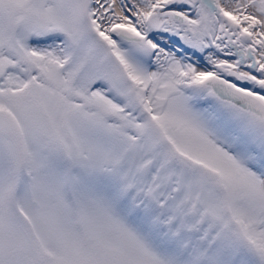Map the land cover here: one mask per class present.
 Wrapping results in <instances>:
<instances>
[{"label":"snow or ice","instance_id":"obj_1","mask_svg":"<svg viewBox=\"0 0 264 264\" xmlns=\"http://www.w3.org/2000/svg\"><path fill=\"white\" fill-rule=\"evenodd\" d=\"M0 264H264V0H0Z\"/></svg>","mask_w":264,"mask_h":264}]
</instances>
